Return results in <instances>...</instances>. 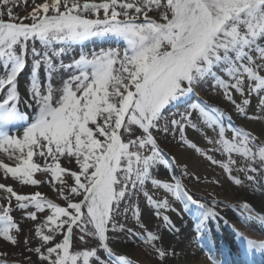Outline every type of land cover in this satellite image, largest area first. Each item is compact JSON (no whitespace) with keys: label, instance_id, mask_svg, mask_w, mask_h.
Listing matches in <instances>:
<instances>
[{"label":"snow or ice","instance_id":"snow-or-ice-1","mask_svg":"<svg viewBox=\"0 0 264 264\" xmlns=\"http://www.w3.org/2000/svg\"><path fill=\"white\" fill-rule=\"evenodd\" d=\"M0 152V179L56 193L0 182V238L33 224L20 264H189L186 240L226 264L222 224L264 264L236 226L264 225V0H0Z\"/></svg>","mask_w":264,"mask_h":264},{"label":"rangeland","instance_id":"rangeland-1","mask_svg":"<svg viewBox=\"0 0 264 264\" xmlns=\"http://www.w3.org/2000/svg\"><path fill=\"white\" fill-rule=\"evenodd\" d=\"M37 3H42L43 0H36ZM29 4H31V0H29ZM30 10V7H29ZM21 12H23V8L20 9ZM88 43V42H87ZM89 44V43H88ZM113 44V43H112ZM106 47V45H104ZM98 49V48H97ZM84 50V49H83ZM81 51L80 46H75V48L70 53L68 59L70 60L71 57L76 56L78 57L79 52ZM85 52H90V49L84 50ZM199 136V135H198ZM0 161H3L4 163L12 164L13 161L9 160L7 156L0 152ZM65 166L71 167L72 165L66 164ZM2 172H0V176L2 177ZM36 178L38 179H46V177L41 176V174L37 173ZM0 182H3L7 185H10L20 194H30L35 191H41L44 195H46L48 198L55 199L56 193L51 188V186L47 183L42 184L40 186H23L19 184L18 181H13L10 177L6 179H2ZM217 192H220L221 190L219 188L216 189ZM6 197V194L3 192V190H0V203H4V198ZM62 203V202H61ZM12 204H15V200L13 198ZM13 216L16 220L20 221L21 225L24 228V232L20 234L19 239L21 241L20 247H14L8 244L7 242L3 241L2 238H0V253L6 252V256H0V259H7L9 261V264H20V262L24 261L25 255H30L29 253L24 251V245L22 243L25 234L28 231L29 227H32L33 224L31 221H24L22 217V213L20 211H14ZM151 215V213H149ZM157 219L155 216H151L150 222L147 223V227L149 230H155L157 227ZM15 234V232H13ZM35 243V242H34ZM23 253V255H22ZM138 254V253H137ZM205 255V254H203ZM33 260L36 259L35 256L32 257Z\"/></svg>","mask_w":264,"mask_h":264},{"label":"bare ground","instance_id":"bare-ground-1","mask_svg":"<svg viewBox=\"0 0 264 264\" xmlns=\"http://www.w3.org/2000/svg\"><path fill=\"white\" fill-rule=\"evenodd\" d=\"M252 126H255V125H252ZM198 135L199 134H194V137H198ZM1 180L2 179H0V181ZM248 199H249V202L252 203V205L254 207H256V205H257L260 208V206L262 204H264V192L257 191L254 194L253 193H249L248 194ZM259 208H258V210H259ZM175 221L177 223V227H180L182 229V231H183V229H184V222L181 221L180 217H178V216H175ZM233 222H235V221H233ZM236 226L238 228L243 227L244 229H246V233L252 234V236H249L250 238L258 239V240L259 239H264V232L261 233V230L264 231V225H261L259 222H255V221L250 222L247 225V228H245L243 225H241L239 223H237ZM252 226H254L255 229L258 230V231L254 230ZM165 239H166L167 242H170V243L174 242V238L170 234L165 233ZM225 241H226V237L222 239V243L225 244ZM181 247H184V249H185V252L187 254V259L189 261V264H202V262L204 260H203V258L200 257V255H199L200 251H199V248H198V246H197V244L195 242L192 243L191 247H188V242L186 240L184 242V244L181 245ZM234 252H233L232 255H230L229 253H227V258L229 260V257H231V259L235 262L236 257L234 255ZM258 263H260V258L259 257H257V264Z\"/></svg>","mask_w":264,"mask_h":264}]
</instances>
